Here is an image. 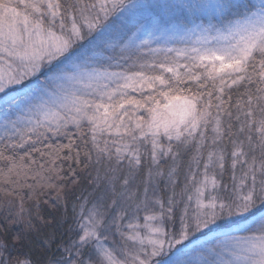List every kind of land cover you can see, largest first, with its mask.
Segmentation results:
<instances>
[{"label":"snow or ice","instance_id":"obj_1","mask_svg":"<svg viewBox=\"0 0 264 264\" xmlns=\"http://www.w3.org/2000/svg\"><path fill=\"white\" fill-rule=\"evenodd\" d=\"M0 108V264H264V0H0Z\"/></svg>","mask_w":264,"mask_h":264},{"label":"rangeland","instance_id":"obj_2","mask_svg":"<svg viewBox=\"0 0 264 264\" xmlns=\"http://www.w3.org/2000/svg\"><path fill=\"white\" fill-rule=\"evenodd\" d=\"M173 2H175V0H173ZM201 2H208V0H201ZM258 2V0H253V3ZM207 15V14H205ZM200 23L199 20H196L190 13L185 12L183 15H177L176 20L174 22V26H170V32H172L173 34L177 35V37H179L180 35H184L185 33L187 34L188 39L194 40L195 37L192 36V31H195V25ZM177 46L178 47H182V43L177 42ZM40 81L43 83V77H40ZM53 88H55V85H52ZM8 115L7 110L0 108V121H2L5 116ZM14 118V117H11ZM3 129L2 127H0V134H2ZM54 139H57L55 137H53ZM183 175L182 178L180 179V185L177 188V192L180 193L183 190ZM86 207H91V205H86ZM77 211H79V209H77ZM179 211L177 212V218L175 220V227H179ZM142 222V221H141ZM125 223H127V221H125ZM172 224L169 223V229L171 230ZM225 233H231L234 235H239L240 233L236 232L235 229L233 228H221V229H217L215 233H209L206 236H203L200 238V244L203 246V248H210L213 245H217L223 241L226 240L225 237ZM201 251L200 248L196 249V252L193 253V258L194 259H198L199 257V252Z\"/></svg>","mask_w":264,"mask_h":264},{"label":"trees","instance_id":"obj_3","mask_svg":"<svg viewBox=\"0 0 264 264\" xmlns=\"http://www.w3.org/2000/svg\"><path fill=\"white\" fill-rule=\"evenodd\" d=\"M54 140H56V139H54ZM60 141L63 142V143H66L67 142L63 138H60ZM183 171H184V169L181 170L180 179L182 178ZM54 195L55 194L53 193V196ZM76 196L77 197L80 196V191H78V190L76 191ZM39 199L41 201V205H40V208L38 209V211L40 212L41 215H46L47 213H49L51 211V208L48 206V204L43 203V201H47L48 200V197L47 196H44V197H40ZM71 203L72 202L70 201V203H69V209H68L69 210V213H71ZM34 204H35V201H27L26 200L25 207L26 208H30L32 210V212L35 214V212L37 211V209L34 207ZM19 229H20V225H13L11 227V229L9 230V232L10 233H15V232L19 231ZM23 251H26V250H21L20 252H17L16 255H19V256H21V258H23V256H22V252Z\"/></svg>","mask_w":264,"mask_h":264}]
</instances>
